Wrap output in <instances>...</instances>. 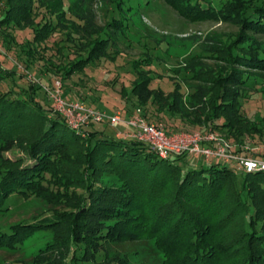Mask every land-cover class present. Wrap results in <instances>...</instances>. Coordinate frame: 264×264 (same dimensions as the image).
Segmentation results:
<instances>
[{
	"label": "trees",
	"instance_id": "trees-1",
	"mask_svg": "<svg viewBox=\"0 0 264 264\" xmlns=\"http://www.w3.org/2000/svg\"><path fill=\"white\" fill-rule=\"evenodd\" d=\"M88 1L76 0L75 4L70 0L4 1L0 15L3 50H19L28 65L36 64V59L44 61L45 72L61 75L55 80V87L57 81L68 79L73 71L41 55L37 46L46 51L47 47L43 46L53 32L61 30V26L68 28L64 25L68 21L63 18L66 9L75 13L89 31L98 30L96 25L87 23L94 17L84 8ZM164 1L191 23L215 20L237 25L240 32L235 40L239 47L236 51L228 41L219 43L222 49L216 52L225 55L223 59L229 68L221 66L220 71H213L208 65L209 69H199L197 67L202 64L198 55L180 67L193 76L190 80L198 82L190 84L196 94L187 96L190 99L199 97L202 105H195L198 111L192 103V110L183 115L185 96L176 93L175 104H170L168 95L151 89L147 76L134 82L133 92L139 106L146 109L152 103L160 112L181 114L184 120L207 129L203 133L209 130L223 132L239 145H234V153L264 160V153H248L243 148L251 139H264V131L242 112L243 100L252 82L253 72L250 70L264 75V53L260 46L264 41L259 40L261 36L264 38V2L228 0L226 7L216 9L201 0ZM13 29L30 30L33 39H24L20 44L11 32ZM203 73L209 74L208 78H203L204 82ZM15 77L14 71L0 69V84L8 78L15 80ZM257 79L264 81V76ZM14 86L20 91L0 89V139L14 137V129L30 117L39 121L40 133L31 138L28 146L31 159L36 162L27 168L8 167L1 178L0 209L14 194L54 197L49 190L54 184L65 188L59 198H66L74 186L83 189L84 193L75 216L69 215L74 212H68V216L61 214L59 216L63 217H56L59 220L49 226L44 225V221L43 226L15 225L0 233V248L16 247L25 236L41 227L42 230L54 229L65 223L71 226V234L63 245H69L67 254L71 253L65 264L97 263L99 259L103 264H115L114 261L129 264L128 259L110 258V246L147 239L157 240L159 250L166 257L156 264H264V170L248 173L235 168L240 171L236 173L222 161H217L209 169H184L182 163H189L188 155L165 159L151 145L117 136L107 124L93 123L79 133L64 117L54 112L47 91V99L39 98L37 82L31 80L25 88L14 81ZM69 91L64 93L69 96ZM261 92L264 95V85ZM73 144H81L82 150L76 154L66 151ZM74 157L81 160L77 173L81 176L82 186L74 185L73 180L64 175L63 165ZM221 163L226 166L220 167ZM49 176L56 180L54 184L53 180L48 182ZM106 177H116L120 182L116 185L104 183ZM59 180L60 184L57 183ZM45 182L49 184L43 190ZM227 182L232 183L228 196L237 198L231 209L230 202L226 204L225 200L226 186L230 187ZM106 222L112 224L102 226ZM52 249L57 250V247Z\"/></svg>",
	"mask_w": 264,
	"mask_h": 264
},
{
	"label": "rangeland",
	"instance_id": "rangeland-1",
	"mask_svg": "<svg viewBox=\"0 0 264 264\" xmlns=\"http://www.w3.org/2000/svg\"><path fill=\"white\" fill-rule=\"evenodd\" d=\"M4 1L6 0H0V15ZM70 2L75 4L76 0H70ZM201 2L221 9L226 7L230 1L201 0ZM66 3L67 6L68 2ZM84 8L94 16L93 19L90 17L89 22L87 21L88 25L89 23L90 26L96 25L99 27L98 30L91 29L89 31L75 13L66 9L63 18L70 23H64V25H68V28L61 26V30L53 32L44 44L43 47H47L46 51L38 46L37 51L41 55L51 58L53 63L61 64L63 68L67 67L71 72L73 71L71 77L60 81L65 91L71 90L69 91L71 95L65 94L68 100L84 102L109 115L117 111H121L125 117L137 113L141 107L133 91L134 82L141 80V76H147L150 79L152 90L162 91L168 95L170 104H175L178 96H185L183 115L192 110L190 106L193 104L197 110L198 107L195 105H202L199 97L190 99L187 96L196 94L191 86L198 82L190 80L193 76L188 70H180V67H184L192 56L198 55L202 64L197 67L199 69L201 67L209 69L208 65L212 67L210 70L213 71H220L221 66L229 68V64L223 59L225 55L216 52L222 49V45L219 43L228 41L236 51L239 47L235 40L236 34L240 32L237 25L215 20L188 22L164 0H89ZM38 11L40 12L39 9H37ZM80 12L81 16H84L83 11ZM40 20L41 17L38 21ZM11 32L17 36L20 44L24 39H33L30 30L22 32L13 29ZM230 40L232 41L230 42ZM259 40L264 41V38L261 36ZM260 44L264 53V42ZM23 59L19 50L4 51L0 54V69H8L16 74L15 80L8 78V80L2 81L0 89L2 91H20L14 86V81L27 88L32 80L39 85L36 92L39 98L47 99L46 87L54 88L55 80L61 75L45 72V63L42 60L36 59V64L28 65ZM71 61L72 63H70ZM178 70H180L179 73ZM250 72H253L251 74L252 82L249 83L250 89L247 91V97L243 100L242 112L244 116L257 122L259 128L264 131V95L261 92L264 81L257 79L264 75L259 73L257 75L254 70H250ZM202 76L203 81V78H208L209 74L204 75L203 73ZM176 93L178 96L175 95ZM164 103L166 104V102ZM142 110L148 120L164 124L169 133H195L207 130L184 120L181 114L172 115L160 112L157 105L152 103ZM38 126L39 121L35 117L27 118L24 123L14 129L16 131V135H12L14 137L8 138V140L0 139V180L8 167L14 169L16 166H26L27 168L36 162L31 159L28 146L31 138L40 133ZM240 126L242 130H245V126L241 124ZM126 127L122 125L120 129ZM212 132L233 146H239L235 140L228 139L225 133L216 130H212ZM243 146L248 153H264V139H251L249 145L244 143ZM67 148L66 151L76 154L83 147L81 144H73ZM187 159L189 160L188 164L182 163L184 169L201 167L209 169L217 163V161H203L201 157L192 155H188ZM80 166L81 160L74 157L65 162L63 170L65 171L64 175L73 180L74 185L82 186L81 176L77 173ZM224 166L226 165L221 163L220 167ZM227 166L234 170L237 168L234 162ZM235 171L240 173L238 170ZM51 176L48 177L49 183L53 180ZM240 178H242V174ZM103 181L113 185L120 182L116 177H106ZM48 182H45L41 189L44 190L48 186ZM54 182L56 180H53V184ZM58 182L60 184V180ZM231 184H229L230 187L226 186L228 191L225 196L226 204L230 202L229 209L234 206L233 202L235 203L237 200V198L233 199L228 196L232 189ZM74 187L69 189L70 191L64 199L59 198L58 195L65 192V188H60L55 184L49 189L54 197L38 198L39 195L31 193L27 196L14 194L7 200L3 209H0V233L11 230L18 224L20 226L28 224L43 226L42 222L44 221V225H51L59 220L56 217H63L59 216L61 214L68 216V212H74L69 215L75 216L78 207L82 205L84 190ZM72 218L70 217V219ZM109 224L112 223L106 222L102 226ZM41 228L32 235L25 236L24 240L16 247L14 245L1 247L0 264H65L67 262L65 260L71 253L67 254L69 245H65L66 247L63 245L71 234V226L62 223L60 227L54 229L43 228L44 230H42ZM156 241L147 239L142 242L112 244L109 255L112 259L116 257L128 259L129 264L161 263L166 257L159 250ZM53 247H57V250L52 249ZM110 258L108 259L109 263H111ZM114 263L118 264L115 261ZM88 264H103V261L99 259L97 263Z\"/></svg>",
	"mask_w": 264,
	"mask_h": 264
},
{
	"label": "built area",
	"instance_id": "built-area-1",
	"mask_svg": "<svg viewBox=\"0 0 264 264\" xmlns=\"http://www.w3.org/2000/svg\"><path fill=\"white\" fill-rule=\"evenodd\" d=\"M2 52L4 50L0 44V54ZM46 91L53 102L54 112L64 117L68 125L79 133L93 123L107 124L114 129L125 125L131 128V131H119L117 136L151 145L165 159L171 156L192 155L206 161H222L227 164L234 162L237 169L243 172L264 170V160L234 153V146L212 130L207 133H169L164 124L149 121L141 108L127 117L121 111L109 115L84 102L67 100L60 81L56 82L53 89L46 87Z\"/></svg>",
	"mask_w": 264,
	"mask_h": 264
},
{
	"label": "crops",
	"instance_id": "crops-1",
	"mask_svg": "<svg viewBox=\"0 0 264 264\" xmlns=\"http://www.w3.org/2000/svg\"><path fill=\"white\" fill-rule=\"evenodd\" d=\"M64 95H65V93H64ZM125 129H126V130H125ZM113 131H115L116 134H117L119 131L126 132V131H131V129L128 128V127L120 129V127H119L118 129H114V128H113Z\"/></svg>",
	"mask_w": 264,
	"mask_h": 264
}]
</instances>
